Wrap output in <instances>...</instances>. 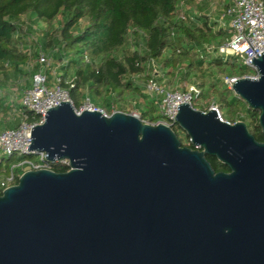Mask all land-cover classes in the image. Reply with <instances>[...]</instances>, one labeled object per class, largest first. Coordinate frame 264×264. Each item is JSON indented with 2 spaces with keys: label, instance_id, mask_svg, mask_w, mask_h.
<instances>
[{
  "label": "water",
  "instance_id": "water-1",
  "mask_svg": "<svg viewBox=\"0 0 264 264\" xmlns=\"http://www.w3.org/2000/svg\"><path fill=\"white\" fill-rule=\"evenodd\" d=\"M252 63L259 79L233 91L264 136V49ZM176 124L196 149L131 113L49 109L27 152L70 170H29L2 192L0 264H264V142L188 104Z\"/></svg>",
  "mask_w": 264,
  "mask_h": 264
},
{
  "label": "trees",
  "instance_id": "trees-1",
  "mask_svg": "<svg viewBox=\"0 0 264 264\" xmlns=\"http://www.w3.org/2000/svg\"><path fill=\"white\" fill-rule=\"evenodd\" d=\"M182 3L189 20L180 18ZM189 3L194 0H0V113L6 117L13 111L21 114L9 128L18 127L25 117L30 123L40 121L39 116L18 103L24 88L17 87L14 91L9 80L15 78L21 82L39 69L36 65L31 70L29 65L37 54L36 49L42 46L58 61L62 86L70 89L77 109L90 96L96 106L107 101L117 105V110L130 113L125 110L130 98L147 97L143 94L144 83L155 75L154 67L149 65L153 60L162 84L164 76L196 84L202 96L217 100L220 110L222 106L229 108L223 114L228 121L245 122L256 140L264 142L260 112L238 97L230 100L228 88L224 92L218 89L222 83L226 86L220 78L222 75L242 78L254 73L235 57L219 54L218 48L232 36L231 28L209 14L192 11L187 7ZM40 23L47 26L42 30L45 32L42 44L33 39V28ZM177 69L182 70L179 77ZM207 85L210 90L205 92ZM149 100L150 111L143 109L141 120L155 123L161 116L153 113L158 112L157 107L153 99L149 97ZM239 102L247 113L236 119L232 112L239 108ZM176 126L173 130L181 145L196 149L188 136H179ZM14 159L15 155L2 153L0 182ZM207 159L217 173L230 172L217 158L207 156ZM47 164L56 173L70 170L62 161ZM18 181L19 178L15 183ZM2 192L0 188V195Z\"/></svg>",
  "mask_w": 264,
  "mask_h": 264
},
{
  "label": "built area",
  "instance_id": "built-area-1",
  "mask_svg": "<svg viewBox=\"0 0 264 264\" xmlns=\"http://www.w3.org/2000/svg\"><path fill=\"white\" fill-rule=\"evenodd\" d=\"M230 5L224 8L218 16V21L228 26L232 30V36L224 45L218 48L219 54L226 57H235L239 63L252 69L253 74L239 77H224V84L228 89L233 90V86L239 79H259L260 74L252 63L253 58L262 57L264 49V0H229ZM180 18L189 20L185 13V5L181 4ZM188 7V6H187ZM213 47H209L213 51ZM36 65L39 69L32 73L30 86L21 95V104L27 110L34 112L40 117L37 123H30L25 117L18 127L7 128L0 131V151L7 155L19 154L22 156L33 155L27 152V147L31 146V131L35 126L44 123L46 113L49 109L56 107L61 102L70 103L78 114L84 111L102 112L106 116L118 112L116 105L112 103L111 111L96 106L90 96H86L80 108H76L70 89L62 86L60 74L51 70L52 57L42 48L36 49ZM87 62L89 60L87 59ZM154 67L155 75L144 83V93L154 100L161 118L155 123H147L152 125L163 124L173 127L176 124V116L178 115V106L188 104L194 109L208 113L216 112L218 118L225 123L234 124L228 121L220 110L219 104L215 100H209L207 104H203L200 109L194 107L193 103L196 99L202 97L201 89L193 83L185 85L184 90L169 89L161 81L158 80L159 71L153 60L149 64ZM31 69V68H30ZM32 70V69H31ZM157 73V74H156ZM51 76V78H50ZM67 83H72L68 81ZM123 112V111H122ZM129 113V112H125ZM133 116L141 120V114L131 111ZM144 122V121H143ZM40 163L25 161L19 164L11 165L8 174L0 182L2 191L16 185L17 178L25 172L24 168L30 167L31 170L49 169L46 154L39 156ZM69 165L68 161H62ZM23 171V172H22Z\"/></svg>",
  "mask_w": 264,
  "mask_h": 264
},
{
  "label": "rangeland",
  "instance_id": "rangeland-1",
  "mask_svg": "<svg viewBox=\"0 0 264 264\" xmlns=\"http://www.w3.org/2000/svg\"><path fill=\"white\" fill-rule=\"evenodd\" d=\"M228 2V0H227ZM225 1L224 0H194V3L190 4L189 3V6L188 8L189 9H192V11L196 12L197 10L203 12V13H206V14H209L212 18H218V16L220 15V13L222 12V10L224 9L225 7ZM24 20H28L27 17H23ZM226 26H228V24H226ZM59 27V25H58ZM47 28V26H45L44 24L40 23L38 24L37 26H35L33 28V39L36 43H39V44H42L43 42H45V39L43 37V35L45 34V32H43L42 30H45ZM53 31V29L51 30ZM47 52V51H46ZM51 54V53H49ZM51 56V55H50ZM52 68L51 70H54L55 75H58L59 74V66H58V61L55 59V58H52ZM36 67V59L33 58L31 60V63L29 65V68H31L32 70H34ZM181 68V67H180ZM227 68V66H226ZM229 69V67H228ZM176 72H178V77L179 75L181 74L182 70H175ZM252 71V70H251ZM206 73L209 75L210 72L207 70ZM165 77V83L164 85L169 88V89H183L185 88V85L187 84H190L191 82H184V81H181L179 80V78H176L174 79V77L172 78V76H164ZM199 77H202L201 74H199ZM224 75H222L220 78L223 82V79H224ZM197 79V78H196ZM199 80V79H197ZM196 80V82H197ZM9 84L11 85L10 88L14 89V91H17L18 88H24L21 92L23 93L27 87L30 85V81H31V76H29L28 79H26L25 77L22 78L21 82H18L17 80H15V78H11L9 80ZM202 81V80H200ZM221 82V83H222ZM18 87V88H17ZM220 90V92H224L227 87L223 85V83L219 86L218 88ZM205 92H208L210 90V86L207 85L204 89H203ZM230 90V89H229ZM144 95H146L145 93H143ZM135 97V96H134ZM238 96L235 94V92L233 90H231V93L229 95V99L230 100H235ZM239 98V97H238ZM240 99V98H239ZM209 100H215L217 101L215 98H209L207 95H204L202 96L200 99H196L193 103L194 107L197 108V109H200L201 106L203 104H207L209 102ZM242 100V99H241ZM149 96L147 95L146 98H144L143 96L142 97H138V98H133V99H129L128 102L125 103L126 105V108L125 110L126 111H135L139 114L142 113V110L144 109L145 111H150L149 109ZM21 102V95H19V101L18 103L20 104ZM111 103V102H109ZM107 101L101 105H99V107L101 108H104L106 111L110 112L109 109H111V104H109ZM136 103V104H135ZM240 105H239V108L236 107V109H234V111L232 112V116L235 117L236 119L238 118L239 115H242V114H246V109L243 108L242 106V102H239ZM139 104V105H138ZM138 105V107L136 108L135 106ZM117 106V105H116ZM221 111L224 115H226L228 112H229V108L228 107H224L222 106L221 107ZM154 114L156 115H160L159 112H153ZM21 115V114H20ZM18 114V112H10L9 115L6 117L4 116L2 113H0V131L4 130V129H7L9 128L10 125H12L13 122H15L17 119H20L21 116ZM20 116V118H19ZM19 121V120H18ZM176 130L179 134L180 137L182 138H185L187 135L186 133L177 125L176 126ZM2 155V152L0 151V157ZM25 161H29V162H33V163H36V164H39L40 163V160H39V156H36V155H32V156H22V155H19V154H15V159L11 162V165L13 164H19L21 162H25ZM31 170L30 167H26L24 168L23 171H29Z\"/></svg>",
  "mask_w": 264,
  "mask_h": 264
},
{
  "label": "crops",
  "instance_id": "crops-1",
  "mask_svg": "<svg viewBox=\"0 0 264 264\" xmlns=\"http://www.w3.org/2000/svg\"><path fill=\"white\" fill-rule=\"evenodd\" d=\"M224 1H225V4H224L225 6H226L227 4H230V3H229V2H230L229 0H228V2H227V0H224ZM224 8H225V7H224ZM29 86H30V85H29ZM29 86H28V87H29Z\"/></svg>",
  "mask_w": 264,
  "mask_h": 264
}]
</instances>
